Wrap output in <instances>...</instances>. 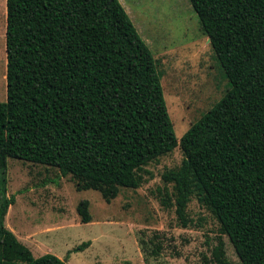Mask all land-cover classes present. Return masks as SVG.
I'll list each match as a JSON object with an SVG mask.
<instances>
[{
    "label": "trees",
    "instance_id": "trees-1",
    "mask_svg": "<svg viewBox=\"0 0 264 264\" xmlns=\"http://www.w3.org/2000/svg\"><path fill=\"white\" fill-rule=\"evenodd\" d=\"M190 2L229 90L178 142L163 74L119 0H7L0 264H67L51 253L36 258L6 227L16 202L7 195L8 158L57 168L78 191L111 203L121 188H140L145 167L177 146L184 160L163 175L174 190L164 204L187 227L196 196L239 259L228 258L220 238L204 264H264V0ZM77 211L92 221L88 200ZM151 243L159 256L162 244Z\"/></svg>",
    "mask_w": 264,
    "mask_h": 264
},
{
    "label": "rangeland",
    "instance_id": "rangeland-1",
    "mask_svg": "<svg viewBox=\"0 0 264 264\" xmlns=\"http://www.w3.org/2000/svg\"><path fill=\"white\" fill-rule=\"evenodd\" d=\"M119 1L163 74L164 97L180 142L229 90L225 71L190 0ZM6 31L7 0H0V102L7 100ZM183 160L177 146L145 167L140 188H121L107 203L99 191H78L73 176H63L57 168L8 158L7 195H15L16 202L5 225L36 258L51 253L67 264H204L220 238L228 258L238 262L219 221L196 196L187 207V227L176 206L164 204L174 190L163 175ZM82 200L90 203L89 223L77 211ZM87 241V249L74 251ZM152 241L162 244L159 256L151 254Z\"/></svg>",
    "mask_w": 264,
    "mask_h": 264
}]
</instances>
